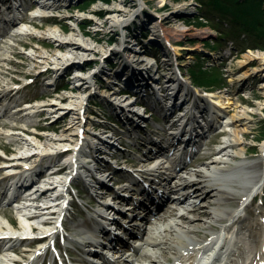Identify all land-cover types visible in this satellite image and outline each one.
Returning <instances> with one entry per match:
<instances>
[{
    "label": "bare ground",
    "instance_id": "obj_1",
    "mask_svg": "<svg viewBox=\"0 0 264 264\" xmlns=\"http://www.w3.org/2000/svg\"><path fill=\"white\" fill-rule=\"evenodd\" d=\"M29 1L31 4L29 3L30 5L27 7V0H0V7H5V5H7L9 12L12 11L9 15L5 13L0 15V32L3 31L2 27L6 26V16L9 17V21H14L18 17L17 12L19 14L20 10L22 11L21 16L30 11L29 18H34L48 11L50 13H58V11H64L63 7H65V2H69L68 0ZM36 4L40 6L38 7ZM21 5L26 6V9H22ZM133 6H135V4L132 0H119L118 3L106 6V16L99 21L93 20L95 27L91 28V33H87L86 30H83L80 26H78L79 30L77 31L74 28L66 29V27H62V25L58 23L49 25L43 21L29 20L20 16L19 24L17 23L14 25V27H17L15 34L13 33L14 35H10L9 33L8 36L5 32L8 37L0 40V60L7 61L11 65L4 67L0 63V99L6 95V98L2 101L5 104L2 110L3 113H5V110L6 113H10L8 108L9 110L13 109V113L16 115L18 114L17 118L20 121L21 119H26L30 114L38 113L40 107L43 106L41 111L44 114L41 117L45 118L53 114H58L55 118V124L49 125V127L53 129L58 128V125L68 117L61 132L54 136L46 135L43 134L44 132L31 129L28 126L32 124L30 120L26 121V125H22L19 122H0L2 126L9 127V129L13 131L7 135L0 131V135H4L10 139L7 144H4L0 139V147L11 151L13 154L0 165V172H3L0 175V199L7 198V202L2 205L5 208V212H15L18 219L14 221L10 214L5 215L7 222L4 223L0 217V264H34L38 258L46 256V254L50 252L51 246L56 250L58 246L56 237L62 233L61 226L63 224L66 204L68 202L64 196V191H67L68 183L79 176L80 168L86 166L87 176H89L88 181L91 187L96 186L94 183L99 185L104 184L106 177H109V175L102 174L101 178H99L96 176L95 171L102 172L101 168L99 166L91 167L88 165L87 163L90 160L87 158L83 160L80 159V153L84 151L85 145L91 146L92 150H95V152L102 153L103 148L97 145L96 138L103 141V143L114 146V141L110 138L115 134L106 133V128L109 127L105 125L103 126L105 129L95 134L91 133V135L93 134L95 136L89 137L88 135L90 134L91 127H82L84 121L86 122L83 115L87 102V98L84 96L85 93H83V91L89 89L91 94L94 93L95 77L91 74H79L78 70L86 69L82 64L86 59H91L96 54H100L99 58L102 59L103 57L101 55L105 54V52H111L117 55V62L121 59L117 69H115L114 75L104 77L107 82L106 88L108 89H104L101 96L106 97V95L110 94L109 100H113L115 109L122 112L124 117L128 119V123L133 126L137 124L135 118L142 117L141 111L130 107L133 102L148 99L151 107H155V105H152V100L149 99L154 100L157 98L158 101L161 102V115L164 120L171 117L169 120L172 121L171 128L174 126V129L168 136L167 141H150L155 145V148H150L149 151H152V149L154 151L163 149L171 150L172 154H175L177 167L178 165H183L184 162L182 159L185 156L194 153L198 140L201 137L200 135L204 133L203 128L210 129L214 125L216 126V123L219 122L221 118L220 110H222L224 106L230 108V105L233 104V102L230 101L222 102L218 96L214 95L212 101L203 103L202 99L190 94L189 89L181 82L182 80H179L181 77L177 78L173 69L166 68V65L169 64L167 63L169 59L170 61L175 60V46H177L178 43L170 38L171 30L163 27V23L179 20L177 18L166 16L161 19H155L154 22V20L149 19L150 15L145 13L139 25V27H143V30H140L144 35L148 30H144V27H146L150 21L149 28L151 27V34H153V37H149L150 39L146 43L140 38V34H135L134 38L136 42H133L129 38H123L121 44L118 43L112 48L102 47L101 45L93 43L92 39L96 41L98 39L97 33L110 31L116 36L119 29H125L136 16H140L143 9L137 10ZM54 8L56 10H54ZM97 8L98 6H94L91 12H94ZM60 15L64 18L70 15V18L76 20L81 17L78 14L71 13H61ZM46 20L48 21V19ZM151 22H153V24ZM30 25L34 27H30ZM7 28H9V31L11 30L10 27ZM35 29H40L39 35L34 34ZM133 29L136 30V27ZM63 32H65V34ZM23 33L33 35L32 37L34 38L22 40L17 37ZM87 35L90 39L85 37ZM2 36L5 35L3 34ZM9 38H13V40L20 42V45L24 46L25 49L28 46L31 51L22 52L16 49V44L10 42ZM154 43L161 44V49L164 51L163 55H169L166 50L171 51L170 54L172 57L168 58L167 62L162 64L159 61H147L142 57L140 54L142 49H146ZM130 44H132L133 47ZM135 45L136 47H134ZM41 48H46V51ZM4 49H9L13 54L21 55L23 59L17 62L13 61L11 58L1 53V50ZM124 49L130 52H126L127 54L123 53ZM154 56L158 57L160 55L156 53ZM249 60L250 59L246 60L244 63H249ZM244 63L241 65H244ZM112 65L115 64L113 63ZM48 66L50 67L48 68ZM72 67L75 68L72 69ZM153 67L159 71L158 76H153L149 72ZM100 68L101 66L99 69ZM35 69H38L37 72L39 74H47L51 71L52 74H55L54 78H57L62 72L68 74L69 77H72L74 73L75 75L73 78L80 80V83L73 86L72 93L56 96L59 102L50 100L42 105L38 103V99H35L29 104L25 103L27 104L26 106L19 105L21 106L19 107L17 103H21L25 97L17 95L16 90L21 88L24 83L22 86L16 85L10 87L8 82L11 83L17 80L10 75L15 73L24 77L34 72ZM243 74L246 75L247 73L244 72ZM117 80H121L123 84L117 82ZM193 81L194 80H192V82ZM116 82L117 84H121V86L117 85V87H113ZM257 86H264V80H261ZM126 87H132V89L128 91ZM158 89H161L160 93L163 91L162 94H158ZM106 90H108V94H106L107 92L104 93ZM123 91H128L130 93H124ZM130 94H134L132 100H122V97L131 96ZM200 100L202 101L200 102ZM245 105H247V102H245ZM183 109H185L184 112L182 111ZM246 112L250 116L255 114V111L252 109H248ZM152 114H154V112ZM247 118V115L235 114L232 118L225 120V122L230 120V123L225 124L224 127L227 129L230 124L236 121H240L244 124L249 120V118ZM90 122L89 124L100 126L96 121L91 120ZM219 127H222V123ZM67 129L69 130V135L76 136V140H73L67 133H64ZM18 132L33 134L41 146L37 144L35 150L17 153L19 149L23 148V144H21L22 137L18 135ZM103 134L106 135V137ZM228 134L230 136H228ZM249 135L250 130L247 128L234 129L232 131L227 130V135H224L213 151H201L203 152V157L205 154H211L210 159L204 162L205 168L197 169L188 175L181 174L176 177L174 176V171H169L170 173L165 172L162 168H164L165 163L169 161L166 158L151 156L144 165L141 164L140 166L137 164L138 167L134 172L139 175L137 176L139 181L143 179V186H140L139 191L145 194V198L143 200H138L137 197L133 199L136 200V202L132 209L137 210L140 208L142 211L139 218L134 221H130L128 217L119 220L117 214L126 215V212H122L120 208L116 209L117 214L115 213V215H112V212L108 213L107 208H114V206L109 197L104 198V191L103 193L96 189L95 195L103 198V201H99L100 206L93 210L94 212L91 217L94 223L101 229H79L76 231L67 227L69 229V231H67L68 234H64V236L69 239L72 238L71 235H74L75 237H73V239L75 243L83 249V252H80L79 255L73 258L74 262L76 264H135L133 263V258L129 257L127 254H132V250L138 248L136 249L137 255L139 256L142 254V259L139 260V264H178L184 257L188 258L192 252H195L196 255L193 261H190L188 264H215L223 253L221 252L224 244L222 243L224 240L223 229L226 230L228 227L230 228V225H232L231 228L236 226L237 232L241 229L239 220L242 214L237 204L239 201L246 200L247 198H251L250 201H252L256 191L263 188L264 169L257 173V171L253 170L254 168L251 169L252 165L250 166L245 163V158H247L246 155L249 154L250 148L243 144V139L247 138ZM71 139L72 143L68 144L70 143L68 141ZM173 139L180 140V144L182 145L183 143L189 145L186 149V145L182 146L179 144L180 146H178L179 149L177 151V154H179L178 156L175 151L176 145L174 147V143H172ZM65 145H71L72 151L54 162V164H47L50 158L54 159L58 157L61 149ZM258 146L264 152V138L260 141ZM228 147L232 150H229ZM63 158L64 161L61 162ZM102 160L104 161V159ZM57 163H60V165H57ZM43 166L46 168L45 170H48L46 172L49 174L47 178L42 179V175L40 177L38 173H40V167ZM176 166H173L174 170H176ZM62 171H64L63 175ZM172 178H174L173 180H175V178L180 179L175 181L174 184L169 185L171 190L179 192L173 196L172 201L165 204L169 210L161 214L160 218L156 216L152 220L153 225L151 228L145 230V227L142 226H145L146 221L147 224L151 221L148 217L146 218L142 215L145 212L148 213L149 205L147 206V204L154 202V205L157 203L160 208L161 203L165 200V196H168L167 189H165L167 187H164V185L170 184ZM117 180L119 182L123 181L121 179ZM148 180L153 184L145 182ZM6 181H8L7 186ZM9 187H11V189H8ZM128 187H131L130 184L124 182L120 186L119 191H124L126 188L128 189ZM26 195L29 200L26 199ZM192 195V199H188ZM204 198L208 199V205L212 207H208V205L205 207V204L199 202V200ZM127 199L128 197L122 194V196L117 197L114 202L123 204ZM225 204L233 205L234 207L226 208L224 207ZM93 206L94 202L90 204V208H93ZM128 207L126 206V208ZM127 210L130 212V208ZM161 210L164 211V208ZM23 217L32 220L37 219L35 220L37 223L30 222L29 219L25 220ZM112 223L122 230L112 231L114 227ZM128 223L131 224V226H128ZM217 226H220L217 232H209L210 238L215 240L214 245L218 248L215 252L216 246H211V248L207 249L210 240L207 239L206 234H208V232L205 229H214ZM30 230L33 232L35 231V237L32 236L34 237V241L40 238H46L47 240L50 238V242H47L45 239L43 243H39V245L35 247H31L32 244H30L26 245L29 248L20 249L16 243L26 240L25 237L30 235ZM114 233L118 234V237H115ZM127 233H131L135 240H140L138 244L134 246V244L132 245L130 242H126L123 248L115 246L117 245V240H125ZM105 237L109 238L111 242ZM104 240L106 242H104ZM101 246L104 247L103 251H100ZM128 246L133 248L128 249L127 253H125L124 251L127 250ZM11 249L18 254L16 253L15 255L12 253ZM232 251L233 249L231 247L227 254H232ZM169 254L171 256H169ZM97 256L101 257L96 259ZM247 264H264L263 241H261L259 248L255 250L254 255Z\"/></svg>",
    "mask_w": 264,
    "mask_h": 264
},
{
    "label": "rangeland",
    "instance_id": "obj_2",
    "mask_svg": "<svg viewBox=\"0 0 264 264\" xmlns=\"http://www.w3.org/2000/svg\"><path fill=\"white\" fill-rule=\"evenodd\" d=\"M68 1L69 2H65V7H63L64 11H58V14L53 15V17H46L44 19L38 18L35 20L43 21L49 25L58 23L62 25V27H66V29L74 28L77 31L79 30L78 26H80L83 30H86L87 33H91V28L95 27L93 20L99 21L101 18H104L107 14V11L105 12L106 6L118 3L119 0ZM132 1H134L135 4L133 7L137 10L143 9L141 15L136 16L132 22L125 27V29H119L116 36L110 31L97 33V41L91 38L93 43L101 45L102 47L112 48L118 43L121 44L123 38H129L133 42H136V39L134 38L135 34H140V38L146 43L151 37H153V34H151V27L149 28L150 21L148 25L144 27V30L148 29L144 35L140 30H143V27H139V25L141 24L145 13H148L150 15L149 19L154 20V22L155 19H161L166 16L179 19L174 22L163 23V27L171 30L170 38L178 43V45L175 46V60L170 61L169 59L168 61V58L172 57L170 54L171 51L166 50L169 55H163L164 51L161 49L162 46L159 43H154L150 45V47L148 46L146 49H142L140 54L147 61H159L162 64L168 61L167 63L169 64L166 65V68L173 69L176 77H181L179 80H182L181 82L189 89L190 94L202 99L203 103L212 101L213 95L218 96L222 102H233V104L230 105V108L224 106L223 109L220 110V120L222 119L223 122H225L226 119L232 118L235 114L247 115L249 120L246 121V123L242 124L240 121H236L230 124L227 129L229 131L242 128L250 130V135L243 139V144L250 148L249 154L246 155L247 158H245V163L250 166L252 165L251 169L254 168L253 170L259 173L260 170L264 169V152L258 146L260 141L264 138V86H257L261 80H264V0H216L218 3H215V5L212 4V0ZM28 3L29 2H26V4ZM94 6H98V8L94 12H91V9ZM61 13L78 14L81 17L78 20L70 18V15L67 16V18H64L61 17ZM46 19H48V21ZM151 23L153 24V22ZM134 27H136V30L133 29ZM5 32L6 31H2V33H0V40L9 36L8 33V36H6ZM39 33L40 29L34 30V34L39 35ZM63 33L65 34V32ZM3 34L5 36H2ZM88 35L85 37L90 39ZM32 36L33 35L28 33H23L17 37L22 40H29L34 38ZM9 41L16 44V49L22 52L31 51L28 46L25 49L24 46L20 45V42L13 40V38H9ZM130 45L133 47L132 44ZM134 47H136V45ZM41 49L46 51V48ZM126 52L130 51L124 49L123 53ZM1 53L16 62L23 59L21 55L11 53L9 49L1 50ZM156 53L160 56L155 57L154 54ZM101 56L103 57L102 59L99 58L100 54L94 55L91 59H86L82 63L86 69L78 70L81 75L91 74L95 76L94 93L91 94L89 89L83 91V93H85L84 96L87 98V102L83 115L86 122L84 121L82 127L90 126L91 129L88 136L93 137L95 135H91V133L95 134L100 130L105 129L103 126H108L109 128H106V133H115L112 135L113 137L110 138L113 139L114 146L103 143V141L96 138L97 145L103 148L102 153L95 152V150H92L91 146L85 145L84 151L80 153V159H89L90 161L87 164L91 167L99 166L102 172L95 171L96 176L99 178H101L102 174L109 175V177H106L104 184L99 185L94 183L96 186L91 187L88 181L89 176H87L86 166L79 169V176L71 180L68 183L67 191H64V196L68 202L66 204L65 217L61 226L62 233L56 237L58 246L56 250L51 246L50 252L46 254V256L38 258L34 264H52L53 262V264H76L73 258L79 255L80 252H83V249L75 243V240L73 239V237H75L74 235H71L72 238L69 239L65 237L64 234H68L67 231H69V229L67 227L76 231L79 229L93 230L95 228L96 224L91 215L94 212L93 210L100 206L99 201H103V198L95 195L96 189L100 192L104 191V198L109 197L112 202L114 208H107L108 213L112 212L111 214L115 215L116 209L120 208L122 212H126V215L116 213L120 218L128 217L130 221H134L139 218L142 211L140 208L137 210L132 209L136 202V200L133 199H135V197H137L138 200L145 198L144 194L139 191L140 186H143V179L139 181V178L137 177L139 175L134 172L138 165L141 166V164L144 165L147 163L146 161L151 156L166 158L169 161H167L165 167L162 168L165 172L170 173L171 171H174V176L176 177L181 174L188 175L197 169L205 168L204 162L210 159L211 154H205L203 157L202 153L204 151H213L224 135H227V132L219 133L215 130L216 127L205 130L203 135L199 138V142L195 148L197 151L195 150L194 153H191V151L190 155L185 156L183 165L174 170L172 160L174 159L175 154L173 155L171 150L163 149L160 151H154L152 149V151H149L150 148H155V145H153L152 142L157 140L167 141L168 136L174 129V126L172 128L171 126H165V123L162 120H159L160 117H157L155 113L152 114L151 112H156L157 109H161V102L158 101L157 98L154 100L149 99L152 100V105H155L156 109L146 112L143 110L144 106L141 102H133L130 107L141 111L140 113L142 117L135 118V122H137L135 126L128 123V119L124 117L123 113L118 109H115L113 106V100H109L110 94L106 95V97L101 96L103 90L108 89L106 88L107 82L104 77L114 75L115 69H117L121 59L117 62V55L112 54L111 52H105V54ZM248 59H250L249 63L245 64L244 62ZM0 63L4 67L11 66L7 61L0 60ZM113 63L115 65H112ZM243 63L244 65H241ZM100 66L101 68L99 69ZM49 67L50 66H48V68ZM74 68L75 67H72V69ZM37 70L38 69H35L34 72L24 77L15 73L10 75L17 79L14 82H8L10 87L16 85L22 86L24 83L21 88L16 90L17 95L25 97L24 100L29 101L31 98H36L39 101L38 103L42 105L50 100L59 102V100L56 99V96L72 93L73 86L80 83V80L73 78L75 75L74 73L72 74V77H69L68 74L62 72L57 78H54L55 74H52L51 71L47 74H39ZM149 72L153 76L159 75V71L154 67ZM244 72L247 74H243ZM192 79L195 83L192 82ZM117 82L120 83V80H117ZM117 82L113 87H117V85L120 86ZM160 90L161 89L157 90L158 94H162L163 91L160 93ZM123 92L130 93L128 91ZM104 93L108 94V90ZM130 95L131 96L128 97H122V100H132L134 94ZM202 100H200V102ZM245 102H247V105H245ZM42 107H40L38 113L30 114L26 119H21L20 121L17 118L18 114H14L13 109L9 110L8 108L10 113H6V110L5 113H0V122H19L22 125H26V121L30 120L32 124L28 126L33 130H39L44 132L43 134L52 136L59 134L66 124V119H68V117L58 125V128L53 129L49 127V125L51 126V124H55V118L58 114H53L45 118L41 117L44 114L41 111ZM248 109L254 110L255 114L253 116L248 115L246 112ZM91 120L96 121L100 126L89 124ZM216 124H219V122ZM0 131L6 135L13 132L12 129L2 126L1 124ZM68 132V129L64 131V133H67L70 138L76 140V136L69 135ZM18 135L22 137L21 144H23V148L19 149L17 153L35 150L36 145L40 144L33 134L20 132ZM0 136L1 141L4 144H7V142L10 141L8 137L4 135ZM104 136L106 137V135ZM228 136L230 135L228 134ZM72 139L68 141L70 142L68 144L72 143ZM172 141L174 147L176 145L175 151H177L178 143L174 139ZM70 146L65 145L61 149L58 157L54 159L50 158V161H48L47 164L52 165L63 156L70 153L72 151V147ZM228 149L230 150L231 148L228 147ZM11 155H13L11 151L0 147V165L5 160L9 159ZM102 159H104V161ZM63 161L64 158L61 162ZM60 163H57V165H60ZM39 170L40 173L38 174H42L43 167H40ZM1 173L3 172H0V175ZM63 174L64 171H62V175ZM117 179L123 181L119 182ZM173 179L174 178L171 179L172 182L170 184L168 183L164 185V187H167L165 189H167L166 191L168 192V196H165L164 204L165 202L167 203L168 200L173 199V196L179 192H175L169 187V185L174 184L175 181L180 180L179 178H175V180ZM124 182L129 183L131 187H128V189L126 188L124 191H119L120 186ZM145 182L153 184L149 180ZM122 194L126 195L128 199L124 201L123 204L114 202L116 201L115 199L121 197ZM192 197L193 195L188 199H192ZM250 199L247 198L246 200H241L237 204L239 205L242 214V217L239 220L241 225L240 231H236V226L231 228L232 225L226 230L223 229L224 240L222 243L224 244L221 250L223 253L215 264H247L254 255L255 250L259 248L261 241L264 242V183L263 188L256 191L253 200L250 201ZM92 202H94V206L93 208H90ZM199 202L205 204V207L209 204L207 198L199 200ZM126 206H132L128 207L130 208V212L127 210L128 208H126ZM208 207L212 206L208 205ZM224 207L232 208L234 206L225 204ZM9 214L14 221L18 220L15 212L9 211L7 213L5 211H0V217L4 223L7 222L5 215ZM23 218L25 220L29 219L25 217ZM29 220L30 222L37 223V221H35L37 219ZM128 226H131V224L128 223ZM219 228L220 226H217L214 229H205L208 232V234H206L207 239L210 240L207 249L211 248V246H216L214 245L215 240L210 238L209 232L215 233ZM145 229H147V221ZM115 230L120 231L122 229L115 225L112 231L115 232ZM30 231V235L25 237L26 240L16 243L20 249H24L27 247L26 245L30 244H32L31 247H35L36 245H39V243H43L46 239L40 238L34 241L36 235L35 231ZM114 235L118 237V234L114 233ZM46 241L50 242V238L48 240L46 239ZM104 242L106 241L104 240ZM118 246L123 248L120 245ZM231 247L233 249L232 254L228 255L227 252ZM103 248L104 247L101 246L100 251H103ZM128 248L124 251L125 253H127ZM11 252L15 255L17 253L16 251ZM141 255L142 254L139 255L140 259H142ZM195 255V252H192L188 258L184 257L178 264H188L190 261H193ZM169 256L171 255L169 254ZM98 257L101 256H97L96 259H98ZM136 264H139V261Z\"/></svg>",
    "mask_w": 264,
    "mask_h": 264
},
{
    "label": "trees",
    "instance_id": "obj_3",
    "mask_svg": "<svg viewBox=\"0 0 264 264\" xmlns=\"http://www.w3.org/2000/svg\"><path fill=\"white\" fill-rule=\"evenodd\" d=\"M215 3H218V1H216V0H212V4H214L215 5ZM193 80V79H192ZM194 83H195V81H193Z\"/></svg>",
    "mask_w": 264,
    "mask_h": 264
}]
</instances>
